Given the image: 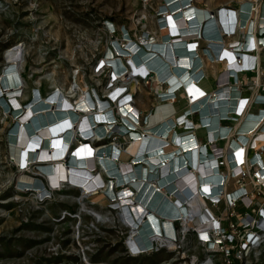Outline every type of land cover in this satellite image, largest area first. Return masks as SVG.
<instances>
[{"label": "rangeland", "instance_id": "374dc122", "mask_svg": "<svg viewBox=\"0 0 264 264\" xmlns=\"http://www.w3.org/2000/svg\"><path fill=\"white\" fill-rule=\"evenodd\" d=\"M160 1L0 0V77L9 65L8 50L18 46L21 55L17 59H21L16 67L21 83L15 96L19 105L27 103L34 88H39V94L46 96L58 88L70 100L75 101L83 89L89 95L95 92L105 99L107 90L114 84H126L125 93L131 94V101L139 112L135 130L151 131L154 123L150 124L148 119L157 104L164 99L163 96L159 99L157 95L162 93L165 84L156 80L153 73L145 79L137 76L131 79L128 75L122 78L125 71L120 77L114 75L113 64L109 62L110 57L106 56V52L110 50L115 58L117 51L113 45L114 40L125 46L126 40H120L123 29L127 30L133 41H138L141 45L145 46L139 34L144 40L159 42L163 37L160 30L165 26L162 23L163 13L159 14ZM190 1L195 6L204 8L208 15L213 14L214 22L219 23L217 10L220 7L232 8L238 12L242 4L249 0ZM258 4L261 10L258 14L264 15V0H258ZM247 25L248 22L246 27ZM235 37L237 35L227 41H232ZM198 40L196 50L199 51L205 40ZM116 56L125 63L126 55ZM100 60L101 65H98ZM201 65L205 80L200 85L212 94L216 89L213 82L223 64L204 59ZM184 94L187 95L186 90ZM1 95H7V92L0 82V97ZM181 98L184 95L177 94L174 98L176 115L183 112H180ZM111 104L116 115L115 103L109 105ZM186 111L191 124H185V128H192L185 129L180 122L177 132H193L203 142V126H200V122L194 125L199 114H188L189 109ZM14 122L12 112L4 109L0 103V264H206L209 252L197 242L195 233L191 231H186L175 244L158 240L152 250L136 254L132 252L127 243L131 227L120 206L116 205V199L111 200V197L115 198L114 193L110 194L106 187L100 190L102 196L90 198V191L68 182L50 185L45 171L38 169V163L29 165L17 162L11 154L8 138ZM76 133L78 132L75 131L70 137L72 144L82 140L92 148L100 143L106 144L105 146L113 144L119 147L120 154H125L122 159L127 160L132 156L127 150L130 138L125 132L118 135L106 133V137L101 140L78 139L80 137ZM95 159V172H100L105 184L107 179L118 183L114 177L105 175L108 172L104 166H99L96 153ZM118 160L119 158L115 159L116 162ZM23 177L39 179L49 194L41 199L40 187L28 189L19 184V180H24ZM109 184L111 190H118L119 187ZM192 204L194 213H197L205 200L197 197ZM220 210L221 207L218 211ZM196 217L200 220L198 215ZM214 261L223 262L220 257H216ZM235 264H238L237 261ZM253 264H264L263 251L259 261Z\"/></svg>", "mask_w": 264, "mask_h": 264}, {"label": "bare ground", "instance_id": "6f19581e", "mask_svg": "<svg viewBox=\"0 0 264 264\" xmlns=\"http://www.w3.org/2000/svg\"><path fill=\"white\" fill-rule=\"evenodd\" d=\"M159 4V9L163 13L162 23L165 25L160 30L163 37L159 42H149L139 34L140 40L145 46L141 45L129 37L126 29H123V36L127 38L125 46H121L117 40L113 41L117 51L116 55H126V59L128 58L129 61L128 65L131 68L126 62L122 63L119 56L114 54L115 58H113L110 50L106 52V56L110 57L109 62L113 64L114 75L120 77V74L125 71L122 76L125 78L124 76L128 75L126 69L128 72L132 70L135 74L130 73L133 75L131 79L137 78L136 75H146L147 77L153 73L152 75L156 80L165 84L164 90L160 93L164 99L157 104L155 111L151 113L148 119L150 124H155L156 121L163 122L162 127L158 130H151L152 132L135 130L138 126L135 124L139 114L138 109L131 101V94L126 93L124 95L125 91L121 92L123 87L115 84L110 90H107L106 98L108 100L100 98L95 92L89 95L86 89H83L82 94L73 101L58 88L47 96L40 95L39 88H34L26 101L27 104L25 106L19 105L20 103L15 96L21 83L16 67L21 59H17L21 55V49L18 46L8 50L9 65L6 66L0 77L1 85L7 92V95L0 97V103L4 109L8 108V102L14 108L12 114L15 117V122L8 132L9 148L13 158L20 163H38L53 186H57L63 181L68 182L90 191V198H97L102 196L100 190L105 189L107 183L105 184L100 172H95L97 170L96 167L94 168L97 161L95 159L96 153L99 166H104L109 176L118 180V184L125 185L121 189L118 188V192H115V190H111L109 184L108 192L114 193L116 205L120 206L124 218L131 227L127 243L135 254L145 251L144 249L151 243L152 238H157L159 234L164 235V230L172 235L171 220L178 215V212L183 217L184 213L181 211L180 205L183 202L189 203L193 212V214L184 216L185 225H191L195 214L193 200L197 197L205 200L200 191L202 194L210 192L215 182L208 174L214 161L213 159H205L204 156V154L208 155L210 149L200 147L204 141L198 140L192 134V144L187 146L181 144V135L189 132L179 133L176 128L181 123L190 125L191 122L186 117L187 113L181 112L176 115L174 98L177 94L184 95L187 103H191L186 108L190 110L188 114L192 112L202 113V115L209 114L210 120H206V116V118L202 117V121L208 122L207 126H212L213 123H216L218 115L225 113V111L219 113L224 104L229 102V99L225 100L223 96H230L231 94L230 91H227L221 99L219 94H215L210 99H202L207 94L200 85L205 80V73L203 69L199 75H196L197 72L194 71L198 65H201L204 58L209 59L202 53L201 49L196 50L197 43L193 42L195 40H189V37L204 30L203 33L206 38L209 37L210 39V36L220 38L221 31L218 34L216 29V25L219 23L214 22V16L210 17L204 8L195 6L190 0H161ZM248 4V2H244L242 9H248ZM257 13L256 17L259 15ZM218 17L221 24L226 26L227 20L231 22L234 20L233 9L223 7L218 12ZM240 19L241 22L245 19L243 13ZM188 25H190L191 30H188ZM247 29L248 27H246L245 32ZM207 42L209 41L206 39L203 46H206ZM217 44H219L218 41L209 42V45L213 46L212 49H216ZM208 51H211L210 48L206 52ZM243 53L245 52L242 50L231 52L225 43L222 59L214 61V63L220 62L223 64V68L230 67L235 64L237 57L244 56ZM193 54L194 64L193 58H191ZM233 59L235 61L232 62ZM191 70L192 72L189 74ZM230 70L235 74L233 69ZM201 75L203 76L200 77ZM196 80L197 82L194 84ZM168 84L169 87L166 89ZM184 90H186L187 95L184 94ZM111 99H115L116 111L123 115L122 119L128 125H132L131 128H125L119 122L112 121L114 113L112 104L109 105ZM229 108L233 107L228 105L226 110ZM216 113L218 114L216 115ZM196 123H199V119L194 125ZM78 126L79 129H77ZM169 129L171 130L169 131ZM75 131L80 133V138L87 140H101L106 137V133L118 135L125 132L130 138L127 143L129 144L127 150L133 155L131 156L133 157L132 161H130L131 157L127 160L122 159L125 154H120L119 147L110 143L108 146L100 143L97 147L92 148L89 143L82 140L70 145L69 138L72 137V133L75 134ZM172 133L175 144L170 142ZM259 133L258 131L256 134ZM210 136L214 138L212 133ZM245 136L240 135V138H245ZM226 138L229 142L230 134ZM233 142L236 141L233 140ZM163 143L166 145L162 146ZM226 152L228 150L224 152V155ZM116 153L119 156L118 162L124 163L120 164L115 161ZM200 160L202 161L200 162ZM180 164L183 167L180 168ZM169 172L171 173L168 174ZM161 173L165 177L158 180ZM23 179L19 180L20 185L26 186L28 189L40 187L44 190L39 179L30 177H23ZM44 192L46 191L44 190ZM174 199H177L176 208H172L170 205ZM205 209L206 204H203L200 209V219L207 217ZM194 220L198 221V218L196 217ZM211 262L208 259L206 264H211Z\"/></svg>", "mask_w": 264, "mask_h": 264}, {"label": "built area", "instance_id": "2783aa9c", "mask_svg": "<svg viewBox=\"0 0 264 264\" xmlns=\"http://www.w3.org/2000/svg\"><path fill=\"white\" fill-rule=\"evenodd\" d=\"M248 3V9L245 8L244 10L242 6L240 7L241 9H238V12L236 11L237 13L233 9V22L227 20L226 26L222 25L221 22H219V25H216L218 34L221 31L220 38H214L213 36H210V39L209 37L206 38L203 33L204 30L201 33L197 32V35L192 34L189 37V40H195L193 42L197 44L199 43L198 39L219 42L216 49H212L213 46H210L209 42L206 43V46L201 45L202 53L209 60L204 59L209 62L220 61L222 59L225 43L231 52L239 50L245 52L243 53L244 56L237 57V61L235 59L232 60V62L235 61V64L230 67L226 66V68L218 71L217 77L214 80V87L216 89L212 93V96H210L211 94L207 95L209 94L207 92L205 97L202 98L206 100L211 97L213 98L215 94H219L221 99L225 92L230 91L231 93L230 96H223V99H229V102L224 104L223 109H220L219 113L222 111H225V113L219 114L216 123H213L212 126H207L208 122L204 123L202 121V117L206 118V116V120H210L208 118L209 114L202 115V113H199L200 126H203L205 130L204 135L206 136V138L205 136L203 137L204 143L200 147L203 146L205 149H210L207 153L208 155L204 154V156L205 159H213L214 161L213 167L208 173L215 181L214 185L211 187V191L206 192V194H202L200 191L205 199L207 217L198 219V221L194 220L197 215L198 217L201 215L198 211L194 214L191 225L186 226L184 216L193 214V212L189 203L185 204L183 202L180 204L182 207L181 211L184 213L183 217L178 212V215L171 220L172 235L164 230V235L159 234L157 238H152L151 243L144 249L145 251L152 250L157 245L158 240L175 244L179 242L180 236H184L186 231H191L195 233L197 242L209 252L207 258L210 262L212 261L211 264H235L236 261L238 264H253L259 261V256L262 254V251L264 252V15L259 14L256 17L257 8H259L258 13H261L258 0H249ZM222 8L220 7L217 12ZM243 11H246L245 16ZM239 13V16L243 13V17H245L243 22H241L238 16ZM209 16L213 17L214 15L210 13ZM236 17L238 21L240 20L239 23ZM248 19V29L245 32ZM206 20L203 23V29ZM190 28V25H188V30H191ZM189 32L194 33L193 31ZM236 35L235 40L227 41L228 38H233ZM126 39L123 36L120 37L122 41ZM216 39L218 40L216 41ZM124 44L126 45L127 42ZM209 48L211 51H208V53L206 51ZM191 58H193L192 62L194 64V54L191 55ZM101 61L98 62V65H101ZM125 62L127 65L129 64L128 58L125 59ZM128 66L130 67V65ZM201 69L202 65H198L194 71L199 75ZM230 69H233L235 74ZM191 72L192 70L189 74ZM127 73L128 78L135 75L132 70L127 71ZM130 73L133 75H130ZM136 76L140 79L147 78L146 75L142 77ZM196 82L197 80L194 84ZM122 87L121 92L127 89L126 84ZM168 87L169 84L166 89ZM157 97L161 99V94L157 95ZM114 100L111 99L110 103H114ZM26 104L24 103V106ZM190 104L188 103L189 106ZM228 105L233 108L226 110ZM13 109V105L8 102V112L10 111L11 113ZM205 109L207 110V108ZM183 112L187 113L186 109ZM122 116L120 113L115 118V121L128 128L125 125L127 122L124 123ZM162 124L163 122L154 124L151 130L160 129ZM191 128L186 127L185 129L189 130ZM258 131L260 133L256 134ZM252 132L254 133L247 135ZM211 133L212 136L214 135V138H211ZM192 134L193 132H189L181 135V144L184 146L192 144ZM228 134H230L231 138L229 142H227L226 138ZM76 135L79 136V132ZM240 135L246 136L245 138H240ZM71 136H73V133ZM172 138L173 133L170 136V142L174 144ZM233 140L236 142H233ZM72 141L71 139L70 145ZM161 145L164 146L166 143ZM224 148L225 151L228 150L225 155ZM132 158H130V161H132ZM181 167L183 165L180 164ZM38 169L41 168L39 167ZM164 177L161 173L158 180H162ZM109 183L115 188L119 187L120 189L122 186H125L122 183L118 185V183L111 182V180H109ZM44 190L41 191V199L49 194L45 186ZM111 198V200L115 199L114 197ZM176 201L177 199H174L170 204L172 208H176ZM220 207L222 210L218 211ZM216 209L218 212L214 211ZM216 257H220L223 262L216 263L214 261Z\"/></svg>", "mask_w": 264, "mask_h": 264}, {"label": "crops", "instance_id": "0c3cea01", "mask_svg": "<svg viewBox=\"0 0 264 264\" xmlns=\"http://www.w3.org/2000/svg\"><path fill=\"white\" fill-rule=\"evenodd\" d=\"M191 29V28H190ZM211 34H213V32H210ZM198 74V73H197ZM196 74V75H197ZM213 84H214V82H213ZM206 87V86H205ZM209 87H211V82H210V84H209ZM207 88V87H206ZM182 99V106H181V110H180V112L181 111H184L186 108H187V106H188V104H187V101L185 100V97L184 98H181ZM174 103V102H173ZM175 105V104H174ZM176 107V106H175ZM178 108H179V106H177ZM153 127H154V124H153ZM153 127H151V128H153Z\"/></svg>", "mask_w": 264, "mask_h": 264}, {"label": "clouds", "instance_id": "9594fccd", "mask_svg": "<svg viewBox=\"0 0 264 264\" xmlns=\"http://www.w3.org/2000/svg\"><path fill=\"white\" fill-rule=\"evenodd\" d=\"M130 98V97H129ZM120 113L119 112H117V114L116 115H114V117H117L118 115H119ZM78 129H79V126H78ZM71 141V138H70V140H69V142ZM105 171V170H104ZM105 174H107L106 172H105ZM108 175V174H107ZM51 185V184H50Z\"/></svg>", "mask_w": 264, "mask_h": 264}, {"label": "trees", "instance_id": "16d2710c", "mask_svg": "<svg viewBox=\"0 0 264 264\" xmlns=\"http://www.w3.org/2000/svg\"><path fill=\"white\" fill-rule=\"evenodd\" d=\"M245 10V9H244ZM243 13L245 14L246 13V11H243ZM111 21V20H110ZM195 61V60H194ZM6 109H8V108H6ZM126 121H124V123H125ZM127 127H129V128H131V126L132 125H128V124H125Z\"/></svg>", "mask_w": 264, "mask_h": 264}]
</instances>
